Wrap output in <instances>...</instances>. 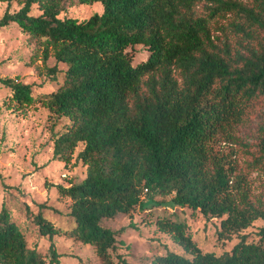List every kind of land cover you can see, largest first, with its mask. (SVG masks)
<instances>
[{
	"label": "trees",
	"instance_id": "16d2710c",
	"mask_svg": "<svg viewBox=\"0 0 264 264\" xmlns=\"http://www.w3.org/2000/svg\"><path fill=\"white\" fill-rule=\"evenodd\" d=\"M0 2L20 5L5 11L0 31L16 24L39 42L43 63L52 55L56 60L53 68L46 65L53 80L58 65L67 66L64 84L45 100L57 118L70 122L54 140L53 159L69 165L81 148L76 159L87 167L81 182L57 186L72 202L70 229L46 217L45 205L33 219L51 242L49 264H62L56 236L93 246L103 264H115L110 252L117 250V234L102 221L145 208V202L219 220L222 241L264 222V208L250 201L244 177L214 150L264 97V0ZM96 3L101 14L61 18L68 5ZM220 21L224 42L213 33ZM135 46L149 52L137 65L128 52ZM2 83L15 104L35 100L31 85ZM260 143L264 158V135ZM155 224L186 254L167 251L151 264H264V226L257 240L243 236L217 255L203 251L177 217H158ZM0 264H48L28 246L6 205L0 211Z\"/></svg>",
	"mask_w": 264,
	"mask_h": 264
},
{
	"label": "rangeland",
	"instance_id": "374dc122",
	"mask_svg": "<svg viewBox=\"0 0 264 264\" xmlns=\"http://www.w3.org/2000/svg\"><path fill=\"white\" fill-rule=\"evenodd\" d=\"M8 8L15 12L20 5L0 2V18ZM102 11L100 3L68 5L61 18L84 20ZM223 25L220 21L213 26V33L220 42L225 41L220 30ZM128 52L133 56L134 65L146 61L149 56L144 46L128 48ZM46 65L50 68L56 65L53 55ZM46 65L40 43L31 39L18 25L11 24L0 31V211L6 205L12 220L25 235L28 246L36 248L49 264L51 242L40 235L33 219L39 213L40 205H45L43 213L46 217L58 227L70 229L72 224L67 214L72 202L60 194L57 186L69 187L71 183L81 182L86 177L87 167L76 159L81 148L69 165L53 159L54 140L70 122L65 117L57 118L45 100L46 95L64 84L67 66L59 64L60 72L53 80L47 75ZM4 79L31 85L35 100L27 106L15 104L12 91L2 83ZM263 135L264 97L253 104L243 123L231 128L229 136H223L214 143L215 152L230 161L236 168V174L244 177L250 201L262 208L264 158L260 141ZM143 199L145 202L147 196ZM162 199L156 198L157 201ZM145 204V208L137 207L130 214L102 221L105 228L117 234V250L110 252L115 264H121L120 257L128 264H151L153 257L167 251L186 254L169 235L157 229L155 221L158 217H177L187 223L199 247L217 255L230 252L243 236L249 241L257 240L258 232L264 226L263 221H256L230 240L222 241L217 236L220 224L217 219H208L188 208ZM50 208L54 211L48 210ZM53 242L62 255V264H103L93 246L67 236H56Z\"/></svg>",
	"mask_w": 264,
	"mask_h": 264
},
{
	"label": "built area",
	"instance_id": "2783aa9c",
	"mask_svg": "<svg viewBox=\"0 0 264 264\" xmlns=\"http://www.w3.org/2000/svg\"><path fill=\"white\" fill-rule=\"evenodd\" d=\"M147 191V190H146Z\"/></svg>",
	"mask_w": 264,
	"mask_h": 264
}]
</instances>
